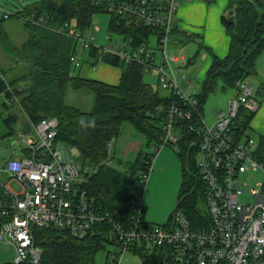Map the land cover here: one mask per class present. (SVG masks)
Returning <instances> with one entry per match:
<instances>
[{
    "label": "built area",
    "instance_id": "obj_1",
    "mask_svg": "<svg viewBox=\"0 0 264 264\" xmlns=\"http://www.w3.org/2000/svg\"><path fill=\"white\" fill-rule=\"evenodd\" d=\"M99 2L115 17L109 30L121 36L122 43L113 45L107 35L106 44L99 45L88 37L90 32L82 35L70 27L66 34L79 42V51L71 60L79 66L84 51L94 45L126 63L142 66L145 73L156 72L158 88L170 97L167 104L159 106L163 115L161 145L172 144L178 151L184 141L188 148L196 147L207 220L194 225L177 208L168 224L150 228L144 219L143 196L133 202L132 220L127 224L115 220L88 199L83 185L93 169L70 160L67 150L60 149L56 143L59 120L49 117L32 123V134L20 135L22 155L2 168L8 180L0 179V242L12 245L15 263L39 264L43 249L36 244L33 229L56 226L76 237L106 235L121 249L108 264H121L124 252L133 248L144 255L147 264H264V183L252 189L240 180L247 172H264L257 142L238 124L242 112L256 113L261 106L254 86L247 79L237 81L227 107L208 123L200 99L184 90L183 83L189 81L181 71L188 57L169 50L170 42L176 43L181 0ZM127 29L138 32L135 37L128 36ZM144 30L149 34H141ZM115 140L108 143L109 148ZM154 146L149 173L160 149ZM149 173L144 174L145 182ZM13 181L20 191L9 186ZM245 194L252 202L240 200Z\"/></svg>",
    "mask_w": 264,
    "mask_h": 264
},
{
    "label": "trees",
    "instance_id": "obj_2",
    "mask_svg": "<svg viewBox=\"0 0 264 264\" xmlns=\"http://www.w3.org/2000/svg\"><path fill=\"white\" fill-rule=\"evenodd\" d=\"M100 12L109 11L99 0H32L5 14L3 18L14 16L24 22L29 37L19 52L29 68L13 80L7 79L0 69V93H5L13 104L17 103L34 124L44 118L59 119L57 144L64 142L77 148L79 164L93 169L83 185L88 199L108 211L115 220L127 224L134 216L133 202L143 196L144 174L150 171L151 158L118 169L109 163L108 143L120 133L123 122L130 121L148 136L149 144L156 140L160 145L163 115L159 106L167 104L170 97L163 96L158 87L153 88L146 81L142 66L126 63L120 56L94 45L84 52L93 64L101 60L120 67L119 83L112 85L84 79L77 73L78 66L71 57L78 52L79 42L66 32L72 27L86 33L94 15ZM114 18L112 15L110 24ZM221 21L231 38L229 52L224 58L213 53L203 84L204 93L196 95L201 102L218 77L228 88H233L241 79H248L256 72L258 57L264 52V0H230ZM136 32L137 29L126 30L128 36L135 37ZM149 32L144 30L141 34ZM186 38L193 39L188 35ZM70 87L87 89L93 94L94 102L89 111L66 103ZM254 116L255 113L242 112L239 127L246 132ZM258 142L261 149L258 155L264 158V138L260 137ZM180 147L186 153V162L177 208H183L191 222L198 225L200 220H207V215L201 214L192 202L198 189L204 196V184L193 160L196 147L188 148L184 141ZM143 214L145 219V208ZM33 232L36 244L43 249L39 264H98L99 251L105 249L107 243L112 244L106 235L76 237L68 229L56 226L34 227ZM0 264L31 263L0 261Z\"/></svg>",
    "mask_w": 264,
    "mask_h": 264
},
{
    "label": "rangeland",
    "instance_id": "obj_3",
    "mask_svg": "<svg viewBox=\"0 0 264 264\" xmlns=\"http://www.w3.org/2000/svg\"><path fill=\"white\" fill-rule=\"evenodd\" d=\"M31 1L32 0H0V69L4 71L5 77L7 79H13L16 76H21L22 74L26 73L29 68L28 62L19 52L23 44L28 39L29 34L27 29H25L24 22L21 19L14 16L9 18L3 17L5 14H10L12 11H14L16 6H20L22 3L26 4ZM191 1L194 0H181L178 7V12L179 8H181V6H183L185 2ZM201 1L204 6L202 8V5H200L199 13L201 14V18L203 17L206 22L207 19L213 14L210 13L208 9H210L212 5H218L219 3H222L224 0ZM224 12L225 10L223 11V13ZM111 17L112 15L110 12H100L94 15L91 25L92 28L91 30H88L87 33L90 32L88 37L95 43L104 45L106 44V36L111 35L112 44L121 45L122 37L115 33L111 34V31L109 30ZM188 19L190 21H194L195 16L189 15ZM219 20L221 19L219 18ZM177 23L178 25L181 24V20L179 21V18ZM96 26L99 27V30L96 29ZM81 34L83 35L84 33ZM175 37L176 43L173 44L172 42H170L169 44L170 52L172 51L177 55L184 54L188 57L191 56V54H195L199 49L198 43L196 41H189L186 39V37L176 34ZM160 55L161 53L158 52V56ZM81 62H83L84 65L92 64V60L86 55L85 52L83 53ZM99 62H101V60ZM203 65L204 62L199 58L192 65L184 67L182 69L181 73L184 74L186 76V79L189 81V83H183L184 90L187 94L200 96L204 93V86H202V84H200V81L197 80L198 69ZM81 66L83 65L80 63L78 68ZM261 68L264 69V63L261 65ZM145 79L149 84L153 86V88L158 87V80L155 71L146 72ZM248 81L252 83L256 91L262 90L264 88V70L262 71L261 75L257 74L256 70L253 75L248 77ZM258 92H256V96L260 102V105H262L264 94L261 96L259 95L261 93ZM160 93L163 96L167 95V93L162 90H160ZM232 95V89L228 88L223 79L219 77L216 78L213 82L212 87L208 89L204 99L201 102V110L208 123H212L216 117V113L226 108L225 106ZM93 102L94 96L87 89L76 90L72 87L68 89L66 97L67 104L77 106L85 111H89L93 106ZM10 104H12V102ZM0 110L2 111L1 108ZM11 110V112H9L8 110L6 111V113H3V117L0 116V127L3 126V119L6 116H8L9 114L15 115V113L19 115L21 112L20 107L17 103L13 104ZM155 125L158 127L159 123H156ZM246 135L257 141V149L261 151L258 142V139L260 137L259 134L250 128L246 131ZM115 139L116 140L113 142L110 148L108 145L109 163L117 167L118 169L129 168L138 160L146 162L145 160H149L151 158L150 154H152L156 150V147L154 145H159V143L156 144V140L154 139L153 140L155 143L151 142V144H149L150 139L148 138V136H146L145 133L141 132L136 127V125L132 124L130 121L123 122L121 131ZM130 141L137 142L139 146L138 151L134 150L133 148L129 149ZM125 143L126 145H124ZM20 145H23V143L18 125L15 126V134L7 135L6 138H4V136L0 137L1 180H8L7 173L2 172V168L9 159L14 156H18V148ZM59 147L62 150H67L68 158L70 160L74 161L77 164L80 163L81 158L79 150L77 148L64 142H60ZM126 147L127 151L130 154H128L127 156H123L122 150ZM159 147L160 149L158 150V154L161 155V161H154L153 170L151 171V173H149L150 177L145 182L144 187L143 197L145 206V220L150 228L168 224L179 202L180 190L184 183L186 153H183L182 149L176 151L175 146L172 144H160ZM193 160L195 161L196 159L193 157ZM240 180L241 182H247L252 189H257L259 187L258 183H264V172L261 170L256 172H247L240 176ZM9 186L15 191L21 190L20 185L16 181L10 182ZM192 199V202L196 204L195 207L200 211L201 214L204 215V213H206V204L202 190L198 189V192ZM240 200L242 202H252V197L245 194L240 197ZM114 253L120 254L121 249L114 244L107 243L105 249H102L97 254L98 264H108V262L112 260V256ZM14 259L15 251L12 245L0 242V261L13 262ZM156 261L157 258L155 259V262ZM121 264L147 263H145L144 255H142L136 248H133L131 251L124 252Z\"/></svg>",
    "mask_w": 264,
    "mask_h": 264
},
{
    "label": "crops",
    "instance_id": "obj_4",
    "mask_svg": "<svg viewBox=\"0 0 264 264\" xmlns=\"http://www.w3.org/2000/svg\"><path fill=\"white\" fill-rule=\"evenodd\" d=\"M229 1L230 0H224L222 3H219L218 5H212V7L208 10L210 13L213 14L207 19L206 22L203 19V17L201 18V14L199 13L200 5H202V8L204 6L201 0L185 2L183 6L179 8L178 17L176 20V26H177L176 35H181L184 37H186L187 35L192 36L193 39L191 40L187 38L186 39L189 41H196L199 46V49L196 51L195 54H191V56H188V61L185 64V67L192 65L199 58L204 62V65L201 68H199L197 72V80L200 81V84H202V86L206 80L207 71L212 64L213 53L220 58H224L227 56L229 52L231 38L227 34L226 28L222 24V21L219 20V18L220 19L222 18L221 15L224 14L223 11L226 10L227 7L229 6ZM189 15H194L195 20L190 21L188 19ZM178 18L179 21L181 20L180 25H178L177 23ZM197 52L198 55H196ZM195 56L196 58L194 60ZM263 63H264V52L261 53V55L258 57L257 60L256 70H257V74L259 75H261L262 71L264 70L263 68H261V65ZM96 64L93 63L90 65L82 64L83 66L77 68L78 70L77 73H79L80 76L84 79L99 80L112 85H116L119 83L122 73L120 67L103 61L99 62V64L98 63ZM13 79H9V80H13ZM258 91L256 92L261 93L259 95L262 96L264 94V88ZM10 103L11 102L7 98L6 94L0 93V108L2 109V111L0 110V116L3 117V113H6V111L8 110L9 112L12 111L11 107L13 106V103L12 104ZM227 104L225 107H227ZM20 110L21 112L19 115L17 113H15V115L9 114L3 119V126L0 127V137L4 136V138H6L7 135L15 134L16 125H18L19 127L20 135L32 134L33 124L27 117L26 113L21 109V107ZM11 128H13L12 131L10 130ZM250 128L256 133H258L260 137L264 138V100L259 110L256 112L255 116L253 117L249 129ZM124 145H126V143ZM22 146L23 145H20L18 148V156H14V157H19L22 155V151H21ZM131 148L138 151L139 146L137 142L130 141L129 149ZM128 154L130 153L127 151V147H126L125 149L122 150V155L127 156ZM160 158L161 155L157 154L155 161L157 162L161 161Z\"/></svg>",
    "mask_w": 264,
    "mask_h": 264
},
{
    "label": "water",
    "instance_id": "obj_5",
    "mask_svg": "<svg viewBox=\"0 0 264 264\" xmlns=\"http://www.w3.org/2000/svg\"><path fill=\"white\" fill-rule=\"evenodd\" d=\"M177 207H178V204H177V206H176V209H177ZM176 209H175V210H176Z\"/></svg>",
    "mask_w": 264,
    "mask_h": 264
}]
</instances>
